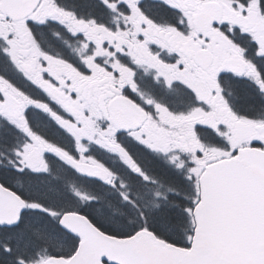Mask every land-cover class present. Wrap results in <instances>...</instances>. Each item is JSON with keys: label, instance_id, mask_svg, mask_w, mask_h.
<instances>
[{"label": "snow or ice", "instance_id": "snow-or-ice-1", "mask_svg": "<svg viewBox=\"0 0 264 264\" xmlns=\"http://www.w3.org/2000/svg\"><path fill=\"white\" fill-rule=\"evenodd\" d=\"M0 264H264V0H0Z\"/></svg>", "mask_w": 264, "mask_h": 264}]
</instances>
